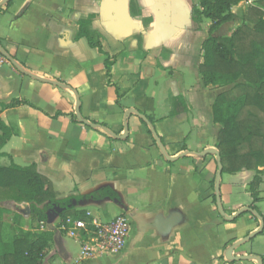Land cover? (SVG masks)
I'll return each instance as SVG.
<instances>
[{"label":"crops","instance_id":"crops-1","mask_svg":"<svg viewBox=\"0 0 264 264\" xmlns=\"http://www.w3.org/2000/svg\"><path fill=\"white\" fill-rule=\"evenodd\" d=\"M180 1L188 16L174 0H8L5 4L0 0V46L19 66L0 64V104L15 99L28 103L0 112V121L12 132L1 152L17 166L33 164L51 183L55 199L70 198L75 212L102 222L121 213L130 219L119 252L87 256L76 233L61 230V213L52 222L47 218L37 224L29 217L28 204L3 201L0 253L12 239L48 231L53 235L42 264H134L130 257L139 249L137 244L150 250L151 264H254L253 260L228 262L223 252L229 241L255 231L259 220L247 212L224 226L222 218L216 217L215 202L211 203L215 156H196L216 149L222 126L214 123L212 106L233 85L212 86L203 81L198 68L211 21L204 18L194 23L192 11L199 8L198 0ZM250 6L256 2L232 5V19L211 35L229 37L244 24ZM89 16H93L90 35L104 54L86 39H76L78 22ZM237 83L244 80L239 77ZM176 98H182L187 111L172 115ZM76 99L81 118L94 127L77 121ZM128 109L151 119L166 156L174 161L165 160L148 126L134 114L127 119V136L121 138ZM0 164H8L7 157L0 158ZM258 170L262 173L264 167ZM254 174H225L226 182L221 175L220 200L227 216L255 206L263 219L258 206L263 201L264 180L259 175L258 199L253 202L249 183ZM198 176L204 186L197 190ZM103 188L116 197L84 198ZM5 204L19 209L12 216L15 223L4 220L11 213ZM133 221L138 230L132 227ZM181 231L188 232V244L172 239ZM240 247L233 255H259L239 251Z\"/></svg>","mask_w":264,"mask_h":264},{"label":"trees","instance_id":"trees-1","mask_svg":"<svg viewBox=\"0 0 264 264\" xmlns=\"http://www.w3.org/2000/svg\"><path fill=\"white\" fill-rule=\"evenodd\" d=\"M241 1L243 0H198L199 8H194L192 15L196 24L204 18L211 21L208 37L202 44L203 62L198 68L203 81L212 86L233 85L229 91L218 95L212 106L213 121L222 126L215 146L220 155L222 173L254 171L249 191L255 202L260 182L257 175L261 174L258 168L264 166V0L258 1L255 7L248 8L244 24L229 37L211 35L222 23L232 19L230 7ZM92 18L93 16H89L78 22L76 39H86L90 47L104 54L100 43L94 42L90 35ZM245 23H250L252 28ZM104 65L106 76L109 77L110 64L107 59ZM239 77L244 80L243 84L237 83ZM117 97L119 100L120 95L117 94ZM19 105L28 103L15 99L8 104H0V112ZM173 106L172 115L187 111L182 98L174 99ZM58 115L60 114L55 117ZM146 118L152 124L151 119ZM141 123L147 126L143 121ZM11 135L12 132L0 121V158L8 159V164H0V202L28 204L29 217L37 224L46 222V211L52 205L63 209L59 220L68 216L89 220L85 213L75 212L70 198L56 200L51 183L36 171L33 164L17 166L9 156L1 152ZM212 185L214 191V179ZM115 197L109 188H103L84 198L103 200ZM212 200L215 202L214 193ZM251 209L257 211L255 206H251ZM2 213L4 210L0 209V216ZM52 235V232L45 231L4 243L0 264H42L43 252L52 240ZM27 236H31L32 240H28ZM262 263L264 264V259Z\"/></svg>","mask_w":264,"mask_h":264},{"label":"water","instance_id":"water-1","mask_svg":"<svg viewBox=\"0 0 264 264\" xmlns=\"http://www.w3.org/2000/svg\"><path fill=\"white\" fill-rule=\"evenodd\" d=\"M6 2H8V0H3V4H5ZM175 3H177L178 8L181 10L182 14H185L186 16L189 15L188 10L186 9V7L184 6V4L180 1V0H174ZM0 54L15 68L19 69V66L15 63V61L9 57L4 50L1 48L0 46ZM33 77V76H31ZM44 82L50 83L52 85H56V86H63L62 84H59L57 82H52V81H47V80H43ZM64 87V86H63ZM79 100L76 99L75 102V107H74V113L76 116V119L78 122L86 125V126H90V127H94L93 124L87 122L86 120H83L80 116V109H79ZM130 114H134L135 116H137L141 121H143L149 128L150 133L152 135L153 140L155 141L159 151L161 152V154L164 156L165 160L167 161H174L175 158H170L167 157L164 151V148L162 146V143L160 141V139L158 138L156 132L154 131V129L152 128L151 124L149 123V121L147 120L146 117H144L143 115L139 114L136 110L133 109H128L125 113H124V132L123 135L121 136V138H125L127 136V131H128V125H127V119L129 118ZM107 133H109L108 131H106ZM206 155H213L215 156V160H216V172H215V178H214V196H215V206L216 209L219 213V215L228 222H233L234 220H236L240 215L244 214V213H250L252 214L256 219L259 220V227L251 232L250 234H248L247 236H245L244 238H242L241 240H238L236 242H234L232 245H230L228 248H226L223 252L224 258L226 261L228 262H240V261H249V260H253L254 262H256V264H262V260L260 257L255 256V255H233V250L250 241L252 238H254L256 235L260 234L264 228V222L262 217L259 215V213L256 210L251 209L250 207H243L239 210H237L234 214H231L229 216H227L221 206V200H220V179H221V175H222V164H221V160H220V155L217 149L214 148H210V149H206L200 153H197L196 156H206ZM182 156V154L180 155ZM75 204V202H73V205ZM63 209H61L58 206H54L53 211L48 212L47 213V218H48V222H52L60 213H62Z\"/></svg>","mask_w":264,"mask_h":264},{"label":"built area","instance_id":"built-area-1","mask_svg":"<svg viewBox=\"0 0 264 264\" xmlns=\"http://www.w3.org/2000/svg\"><path fill=\"white\" fill-rule=\"evenodd\" d=\"M256 1L247 0L250 5ZM6 62L8 61L0 54V64ZM85 216L89 220L67 217L60 224L63 232L76 233L80 239L83 254L87 256L110 255L122 249L130 228V219L125 213L107 222L92 219L88 213H85Z\"/></svg>","mask_w":264,"mask_h":264},{"label":"rangeland","instance_id":"rangeland-1","mask_svg":"<svg viewBox=\"0 0 264 264\" xmlns=\"http://www.w3.org/2000/svg\"><path fill=\"white\" fill-rule=\"evenodd\" d=\"M257 2L258 1H256V3ZM222 34H224V33H222ZM214 171L216 172V169ZM254 175H252V177ZM260 175H262L263 180H264V171H262V173ZM257 176L259 177V175H257ZM201 180H202V178H199V176H198L197 190L200 187L202 188L204 186L203 183H201L202 182ZM221 181H223V182H226L227 181V176L225 174L222 175ZM212 187H213V185H212ZM262 196H263L262 197L263 198V201L259 204L258 208H259L260 213L264 216V195H262ZM212 202H214V201L212 200L211 203ZM4 208H6L7 210H9V212H11L8 216H7V214L5 215V219L4 220L5 221H11V220H13V223H15V221H17V219H14L12 216L14 215L13 213L15 211H18L19 209H16V207H13L12 205H9V204H5L4 205ZM101 214L103 216H105L104 210H103V212H101ZM215 214H216V212H215ZM217 215L218 214H216V217L218 218ZM240 217H242V215H240L239 218ZM219 218L221 219L222 217L220 216ZM239 218H237L233 222H228V221H225L224 219H221V220L224 221V224H225L224 226H226V224L235 223ZM131 219H133V216H131ZM223 221H222V223H223ZM263 222H264V217H263ZM13 223H11V224H13ZM13 225H15V224H13ZM131 225H132L133 228H135V229L137 228V230H138V226L137 227H134V225H135L134 224V221H133V223L131 222ZM26 226H27V229L30 228V225L29 224L28 225L26 224ZM241 227H242V224H241ZM8 233L11 235L10 232H8ZM187 234H188V232L181 231V232L175 233V235H174V237L172 239L175 240V238H176V241H184V242H186L185 244H188L190 241L188 240V238L186 239ZM81 239H83V238L81 237ZM217 240L218 239L216 238L215 241L217 242ZM232 243H233L232 241H229L228 244L225 247H227L228 245L229 246L232 245ZM136 246L137 247L139 246V249H136V250H134L132 252V256L130 257V260L134 264H140V261H143L145 264H151L152 263V260L154 259V257L152 256L150 250H148V249L145 250L144 247L142 249L141 246H140V244H137ZM225 247H224V249H226ZM243 249L244 250H247V251L253 250V251H255V252H257L259 254L258 255L259 257H264V228H263V230H262V232L260 234L256 235L250 241H248L245 244L241 245L240 249H238V250L241 251ZM122 261L125 262L126 260L123 259ZM244 263H246V262H240V264H244ZM251 264H253V263H251ZM254 264H255V262H254Z\"/></svg>","mask_w":264,"mask_h":264},{"label":"flooded vegetation","instance_id":"flooded-vegetation-1","mask_svg":"<svg viewBox=\"0 0 264 264\" xmlns=\"http://www.w3.org/2000/svg\"><path fill=\"white\" fill-rule=\"evenodd\" d=\"M216 212H218L217 209H216ZM217 214L219 215V213H217ZM219 216H220V215H219ZM222 219H223V218H222Z\"/></svg>","mask_w":264,"mask_h":264}]
</instances>
